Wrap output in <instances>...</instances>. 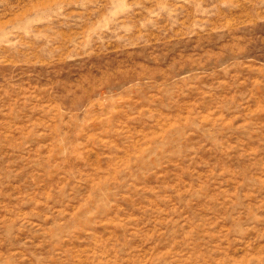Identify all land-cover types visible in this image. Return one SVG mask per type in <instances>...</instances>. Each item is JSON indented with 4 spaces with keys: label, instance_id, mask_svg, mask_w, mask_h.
Wrapping results in <instances>:
<instances>
[{
    "label": "rangeland",
    "instance_id": "1",
    "mask_svg": "<svg viewBox=\"0 0 264 264\" xmlns=\"http://www.w3.org/2000/svg\"><path fill=\"white\" fill-rule=\"evenodd\" d=\"M0 264H264V0H0Z\"/></svg>",
    "mask_w": 264,
    "mask_h": 264
}]
</instances>
